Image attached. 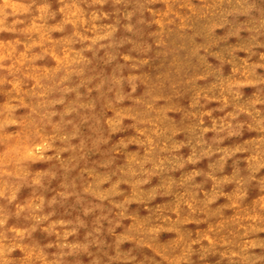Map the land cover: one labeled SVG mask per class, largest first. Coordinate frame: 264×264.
<instances>
[{"label":"clouds","instance_id":"obj_1","mask_svg":"<svg viewBox=\"0 0 264 264\" xmlns=\"http://www.w3.org/2000/svg\"><path fill=\"white\" fill-rule=\"evenodd\" d=\"M0 264H264V0H0Z\"/></svg>","mask_w":264,"mask_h":264}]
</instances>
